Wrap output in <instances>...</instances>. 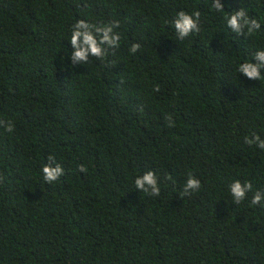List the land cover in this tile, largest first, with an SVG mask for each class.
Listing matches in <instances>:
<instances>
[{
  "label": "trees",
  "instance_id": "trees-1",
  "mask_svg": "<svg viewBox=\"0 0 264 264\" xmlns=\"http://www.w3.org/2000/svg\"><path fill=\"white\" fill-rule=\"evenodd\" d=\"M220 3L0 0V264H264V149L244 140L264 139V69L238 71L264 50V0ZM240 8L259 30L228 27ZM181 10L201 14L183 40ZM80 19L118 21L119 47L73 65ZM149 170L159 196L135 188Z\"/></svg>",
  "mask_w": 264,
  "mask_h": 264
},
{
  "label": "clouds",
  "instance_id": "clouds-1",
  "mask_svg": "<svg viewBox=\"0 0 264 264\" xmlns=\"http://www.w3.org/2000/svg\"><path fill=\"white\" fill-rule=\"evenodd\" d=\"M213 6L217 10L224 9L220 0H213ZM200 12L195 11L188 13L186 11H179L173 21L175 31L179 40H183L193 32H199L200 26ZM228 27L235 33H243L245 29L249 34H252L260 29L261 25L255 18H249L246 11L242 8L235 10L227 18ZM119 27L118 21H113L104 25H95L87 22L84 19L77 20L72 26V33L70 42L73 51L71 52L70 59L73 65L85 64L88 62L89 55L100 58L102 61L106 57L108 48L119 47L120 35L114 29ZM140 48L138 43H133L130 51L136 53ZM255 63L243 62L239 64L238 71L243 73L249 79L260 80L261 69H264V50H258L254 53ZM154 91H159V86L154 88ZM169 126L174 124V121L169 115L166 117ZM0 126H3L6 131L11 133L14 130V125L9 121L0 120ZM245 143L252 145L255 144L260 149H264V139L257 134H253L251 138L245 137ZM49 161H54L55 157L49 156ZM81 171H86L84 165H80ZM43 178L45 181L51 183L60 177L64 169L56 163L55 166L52 164H45L42 169ZM135 188L144 193L150 195L159 196L160 187L158 186L157 176L154 171L149 170L143 175L135 178ZM201 186L200 180L196 177L189 175L184 185L183 192L185 195H189L192 191L199 190ZM230 193L235 203H240L246 196L248 191H251L252 185L250 182L241 183L239 180L232 182L229 186ZM264 199V193L257 191L252 200L251 204L256 205Z\"/></svg>",
  "mask_w": 264,
  "mask_h": 264
}]
</instances>
